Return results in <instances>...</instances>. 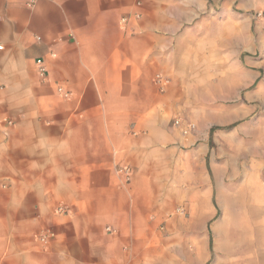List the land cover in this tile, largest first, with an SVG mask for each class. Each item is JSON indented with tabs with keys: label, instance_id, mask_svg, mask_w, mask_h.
<instances>
[{
	"label": "crops",
	"instance_id": "obj_1",
	"mask_svg": "<svg viewBox=\"0 0 264 264\" xmlns=\"http://www.w3.org/2000/svg\"><path fill=\"white\" fill-rule=\"evenodd\" d=\"M251 44L227 1L0 0V264H261L264 152L257 189L249 154L209 157L264 146L261 116L220 128L264 112Z\"/></svg>",
	"mask_w": 264,
	"mask_h": 264
},
{
	"label": "rangeland",
	"instance_id": "obj_2",
	"mask_svg": "<svg viewBox=\"0 0 264 264\" xmlns=\"http://www.w3.org/2000/svg\"><path fill=\"white\" fill-rule=\"evenodd\" d=\"M225 1L229 2V8H230V11L233 12L235 15V23L237 27H240L241 29H243V27L246 26L248 28L250 27L251 29V34H252V44H251L252 48L251 49L252 50H250V53L247 55H249L253 59H257V60L263 59L264 61V0H229V1L220 0L221 11H222V4ZM254 48H256L257 50L255 51ZM260 50L262 54H260ZM228 104H230V107L238 108L237 104L234 102L228 103ZM240 115H242V113ZM260 116H261V120L264 122V112L259 111V110L254 111L253 109L251 111V114L249 115L245 114L243 116H238L236 118L237 126L235 128L239 130L240 127H242L244 124H247L248 122L253 123L255 121H260ZM176 121H174V125ZM191 124L193 125L194 123H191ZM220 128L224 129V127H220ZM241 140L243 139L239 138L238 136L230 137V138L229 136H221L218 144L217 143L215 144L212 142V140H210L209 157L211 156L213 151L214 153L215 151L216 152L219 151L221 156L227 153H231V154L247 153L249 154L252 159L251 160L252 161V164H251L252 185H253V189H257L260 184V176H261V171H260L261 168L259 164L260 153L261 151L264 152V146H261L260 144H258L255 138H253L251 142H247V141L242 142ZM221 161H222V158H221ZM209 173L211 174L210 170H209ZM217 211H218V215L220 218L224 209L217 206ZM182 212L185 213V210H183ZM257 244L258 245L256 247L258 248L259 242H257ZM252 258H253V263L255 261L261 264L264 263L263 261L264 256L254 255ZM231 259H233V257H231Z\"/></svg>",
	"mask_w": 264,
	"mask_h": 264
},
{
	"label": "built area",
	"instance_id": "obj_3",
	"mask_svg": "<svg viewBox=\"0 0 264 264\" xmlns=\"http://www.w3.org/2000/svg\"><path fill=\"white\" fill-rule=\"evenodd\" d=\"M134 20L139 21L141 19V15L140 14H136L133 17ZM131 21L130 17H124L121 20V24L123 26H127ZM40 40V39H38ZM37 65L39 66V76L41 77L42 80H46V70L43 66L42 61H37ZM156 83L161 85L162 87L169 85L170 80L167 78H164L162 76H157L156 77ZM57 92L59 95H61L64 99H70L71 95L69 94V92H66L63 87H58L57 88ZM175 125L177 127H181L182 126V121L177 120L175 122ZM195 128V125L189 124L185 127V129H183V134L187 135L189 134L193 129ZM117 174L120 175L121 177L124 178L125 183L129 184L132 181L133 178V169L130 166H124V167H118V169L116 170ZM58 212H60L61 214H65L67 213V209L65 207H60L58 208ZM109 232H112L110 228L107 229ZM51 236V233H46L44 234L42 237H40L41 242L46 243L48 242L49 238Z\"/></svg>",
	"mask_w": 264,
	"mask_h": 264
},
{
	"label": "trees",
	"instance_id": "obj_4",
	"mask_svg": "<svg viewBox=\"0 0 264 264\" xmlns=\"http://www.w3.org/2000/svg\"><path fill=\"white\" fill-rule=\"evenodd\" d=\"M236 126H237V123H235V124H233V125H231V126H229V127H227V128H224L223 130H232V129H234ZM215 129H216V128H213V129H212L211 134L214 132ZM212 248H213V241H212V238H211V250H212Z\"/></svg>",
	"mask_w": 264,
	"mask_h": 264
}]
</instances>
